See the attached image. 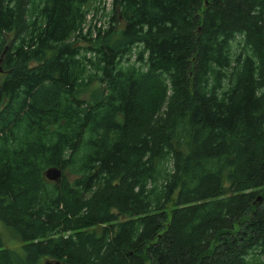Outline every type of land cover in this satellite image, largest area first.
Listing matches in <instances>:
<instances>
[{
	"label": "trees",
	"instance_id": "obj_1",
	"mask_svg": "<svg viewBox=\"0 0 264 264\" xmlns=\"http://www.w3.org/2000/svg\"><path fill=\"white\" fill-rule=\"evenodd\" d=\"M96 1L0 0V264H264V0Z\"/></svg>",
	"mask_w": 264,
	"mask_h": 264
},
{
	"label": "rangeland",
	"instance_id": "obj_2",
	"mask_svg": "<svg viewBox=\"0 0 264 264\" xmlns=\"http://www.w3.org/2000/svg\"><path fill=\"white\" fill-rule=\"evenodd\" d=\"M110 6V0H102V1H96L92 4L91 10L89 15L87 16V21L85 25V30H87L89 27L93 29V26L104 28L108 24V16L106 15V12H108ZM95 30V29H93ZM263 194H264V188H263ZM173 205L172 203H169L167 206V211L169 212L172 209ZM0 235L4 240V244L6 247L14 249L16 251H19L20 241L15 238L14 234L12 233L11 229L2 224L0 221ZM41 264L45 262L44 259H42ZM146 264H149L148 262Z\"/></svg>",
	"mask_w": 264,
	"mask_h": 264
},
{
	"label": "water",
	"instance_id": "obj_3",
	"mask_svg": "<svg viewBox=\"0 0 264 264\" xmlns=\"http://www.w3.org/2000/svg\"><path fill=\"white\" fill-rule=\"evenodd\" d=\"M62 171L57 167H49L44 171V176L51 181H58L61 178ZM45 264H66L59 260H47Z\"/></svg>",
	"mask_w": 264,
	"mask_h": 264
}]
</instances>
